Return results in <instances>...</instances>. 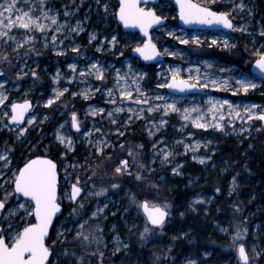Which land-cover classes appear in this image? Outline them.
<instances>
[{"label":"rangeland","instance_id":"obj_1","mask_svg":"<svg viewBox=\"0 0 264 264\" xmlns=\"http://www.w3.org/2000/svg\"><path fill=\"white\" fill-rule=\"evenodd\" d=\"M198 1L228 5L225 10L232 15L234 30L186 29L179 25V15L173 0H162L159 3L162 10L157 12L168 18V24L159 26L152 33V38L165 56V61L157 64L148 65L134 56V48L144 44L145 38L139 32L124 31L116 15L119 8L116 0H45L43 9H51L50 16L58 13L56 25L42 19V23L49 25L43 33L13 30L10 35L15 36V41L9 40L5 45L0 39V55H8V60L0 62V71L4 73L0 76V82L6 81L3 91L7 96L4 104L0 105V154L6 153L10 161L7 168L4 167L5 162L0 161V172L4 173L0 176V195L3 198L5 192L13 191V173L25 160L40 154L48 155L49 151L58 153L56 158H52L59 163V198H63L61 203L67 208L52 230V245L57 248L52 256L53 264H157V255L161 257L159 264H187L189 259L195 260L196 264H245L239 257L240 244L247 249L248 264H264V205L259 203L255 191L246 192V204L243 206L239 202L241 208L238 206L236 215L224 216V209L218 205L219 197L223 194L230 197L238 185L237 174H232L236 171L233 163L221 159L223 154L218 153L221 144L218 138L232 136L238 145L247 140L250 141L249 148H253L259 137L264 142V121L254 117L250 121L236 119L229 122L227 105L224 106V120L220 121L224 125L222 129H199L191 120L183 119L185 108L198 107L199 114H204L211 107L210 98L212 101H229L233 106H238L241 115H244L243 107L246 105H257L256 112L264 109V80L251 71V64L259 58L258 53H264V36L261 35L264 31V0ZM0 3H4V0H0ZM31 3L37 9L41 7L40 0H31ZM241 3L243 9L235 7ZM105 4L107 11L104 9ZM20 6L27 10V5ZM36 14L39 15V11ZM77 22H80L82 30H73L77 28ZM59 24L64 27L57 32ZM241 26L246 27L247 31H241ZM169 32L174 35H169ZM92 34H95L96 39H91ZM27 36L33 39L23 42ZM113 36L116 37L114 46L110 43ZM176 37L188 43L183 44ZM193 37H197L198 42ZM241 39L245 46L243 48L239 44ZM17 42L23 46L13 51ZM239 48L247 55L245 59L239 65L229 62L225 51ZM93 63L102 65L103 81L90 72L89 66ZM71 64L76 65L75 71L69 68ZM176 69H179L180 79L207 84L208 87L202 88L210 93L182 96L168 91ZM116 70H119L120 77H124L123 80L119 79ZM33 71L36 76L32 75ZM81 72L85 75L81 76ZM57 73L59 77L54 79ZM134 78L141 92L151 98L148 105H137L120 95L121 90L126 89L132 92L133 100L136 99L137 84L133 82ZM241 80H251L256 87L244 92L238 83ZM64 89L67 91L55 99L56 92ZM108 89L112 90L111 96ZM157 96L163 99L156 100ZM50 98L54 99V103L49 106L47 101ZM25 99L34 102L33 110L23 125H11L12 103ZM113 100L115 103H112ZM173 102L180 111H168L165 114L163 105ZM155 104L161 105V108L149 112V105ZM116 108L123 110L116 112ZM129 108L134 112L130 113ZM141 108L143 114L138 119L136 114L140 113ZM99 109L104 111L92 115V110ZM109 112H112V117L108 116ZM73 113L76 114L79 129L72 126ZM197 115V112H191L192 120ZM32 117L35 118L33 123L28 124L27 121ZM161 118L166 123L157 131ZM202 122L215 123L211 114ZM22 128L25 129L23 134ZM58 130L66 139L71 138V150L66 143L57 139ZM150 130L154 135H149ZM131 132H136L140 139L131 140L128 136ZM34 135H40L41 138L36 140ZM98 141L107 145H101L102 153L96 150ZM153 144L157 145L155 149ZM165 144L173 155L168 158V162L161 163L160 149ZM185 145L189 146L187 150ZM130 152L132 155H129ZM15 155L21 164L15 161ZM193 156L197 159H193ZM200 157L206 158L204 163L199 162ZM121 160H128L131 175L114 174ZM177 165H180L179 171L174 173L173 168ZM194 170L199 171L195 173ZM136 173H140L141 179L136 178ZM240 174L244 180L252 182L247 167ZM77 177L79 186L85 191L77 200L83 203V209H79L78 202L70 201L65 195L70 192ZM234 177L236 183L233 190ZM181 181L183 183L180 185ZM113 184L118 187L112 188ZM188 186L195 191L189 199L186 198ZM101 188L107 191L96 195ZM177 190L181 191V196L175 199ZM132 194H135L138 202L147 199L162 207L165 204L170 206L167 208L170 212L168 221L162 228L147 221L143 210L132 202ZM20 197V203L28 200ZM16 205V194H13L5 211ZM98 207L103 208V212L91 217ZM211 207H214L215 218H208ZM73 208L79 209L78 214L70 216ZM184 211L196 219L191 221L192 224L200 226L203 220L211 226L207 234L210 241L205 245L200 246L190 239L185 247H177L170 241L171 230L177 223L174 219H181ZM24 215L23 211H19L10 218L13 225H23L20 217ZM27 219L31 222L30 217ZM84 220H87V224L82 231L88 236L86 241L74 238L80 230L78 225ZM178 223L183 224L180 221ZM146 226L149 233L142 240L140 233ZM238 231L240 235L234 240ZM58 232L62 235L58 236ZM117 236L120 243L116 241ZM117 248L119 251H116ZM80 257H83L82 262Z\"/></svg>","mask_w":264,"mask_h":264},{"label":"snow or ice","instance_id":"obj_2","mask_svg":"<svg viewBox=\"0 0 264 264\" xmlns=\"http://www.w3.org/2000/svg\"><path fill=\"white\" fill-rule=\"evenodd\" d=\"M45 0H40L41 7L37 9V6L34 3H31V0H4V3H0V39H3L4 44L6 45L9 40L15 41V36L10 35V33L13 30H26V31H39L41 33L45 32V30L49 27V25L42 23L41 20L48 21L50 20L53 25L57 24V18L58 13L56 15H49V12H51V9H48L45 11L43 9V4ZM141 0H120V7H119V19L123 21L124 25L126 27L128 26H139L145 34H147V31L152 25L159 24L161 22V17L157 16L155 14L154 10L151 9H145L140 7ZM146 3L147 0H144ZM177 3L180 5V18L185 21V23H193L198 22L201 24H220L223 25L226 28H233V24L231 19L229 18V13L227 12H215L212 11L211 8L208 7H202L198 4H194L191 2V0H177ZM24 4L27 5V10H25L24 7H21L20 5ZM235 7L243 9L244 5L243 3L236 5ZM105 11H107V5H104ZM39 11V15L36 14V12ZM65 15L67 16L68 13L65 12ZM79 23L77 22V28L73 30H82L79 27ZM64 27L63 24H59L56 27V31L59 32ZM241 31H247L246 27L241 26ZM169 35H174V33L169 32ZM261 35L264 36V31L261 32ZM33 39L32 36H27L23 42H29ZM53 40H55V36L52 37ZM91 39H96L95 34L91 35ZM176 39H179L181 43L187 44L188 41L181 39L180 37H176ZM193 40L198 42L197 37H193ZM116 41V37H112V41L110 43H113ZM213 44L216 43L215 40L212 41ZM225 47L228 46L227 41L224 42ZM23 44L21 42H17L16 46L13 48V51H17L20 47H22ZM74 51H77V49H74ZM135 51L139 52L145 60H152L156 56L160 55V53L157 51L155 44L151 42V38L145 42L143 47H138L135 49ZM167 51V50H166ZM169 55H176V53H169ZM259 59L256 60V65L259 67V69L264 72V53H258ZM8 60L7 53H4L3 55H0V62ZM69 68L73 69L75 71L76 65L71 64L69 65ZM129 69L131 70V65H129ZM90 72L94 73L98 79L101 81L104 80V70L102 65L98 63H93L89 66ZM116 74L119 77L120 80H123L124 77L119 76V70H116ZM4 73L0 71V76H3ZM33 76H36V72H32ZM81 76L85 75L84 72L80 73ZM59 77V73H57V77H54V79H57ZM191 79V77H190ZM134 83L137 84V97L135 100H133L132 92L130 90L122 89L120 92V95L122 97H125L127 100L133 101V103L137 105H148L150 97L147 96L146 93L141 92L139 88L138 81L133 80ZM4 82H0V105L4 104L5 100L7 99V96L4 94L3 88H4ZM119 83V81H117ZM215 83V82H213ZM227 83L226 81L224 82ZM238 83L242 86L243 91L247 92L249 88H255L256 84L253 83L251 80L245 81L241 80L238 81ZM164 85H161L163 87ZM170 88H178L181 91H184L186 89H192L196 87H208L207 84H195V83H189L186 80L179 78V69H176L174 71V74L172 76V83L168 85ZM56 90H54L55 92ZM67 89H64L61 92H56L55 99H58L60 96L63 95V92H66ZM109 96L112 95V90L108 89ZM85 98H87V93L84 94ZM140 97H143V99H140ZM156 100H161L163 97L157 96L155 97ZM54 103V99L50 98L47 101V105H52ZM112 103H115V100L112 101ZM121 103H124L123 100H121ZM209 103L211 104V107L207 109V111L204 114H199L200 110L198 107H194L192 109H183V119L185 120H191L193 125L196 128L199 129H207L208 127H214V128H223V124L220 122L224 120V106L227 105V113L230 117L229 122H232L236 119H240L242 122L245 120H252L254 117L264 121V109H261L260 111L256 112L255 109L258 108L257 105L253 104L250 106H244L243 107V113L244 115H241V111L238 110V106H233L229 103L227 100L223 101H212L211 98L209 100ZM31 107V103L28 100H25L22 104L13 103L11 105V111L12 115L10 119L13 122H20L24 120L25 113L29 110ZM161 105L155 104V105H149L148 111L153 112L157 109H160ZM163 108L165 110V114L168 111H180V109L177 108L176 103L173 102L172 104H165L163 105ZM122 108H116V112L122 111ZM103 109L99 110H92V115H96L97 112H103ZM128 111L130 113L134 112L132 108H129ZM191 112H197L198 115L194 120L191 118ZM143 114V108L140 109V113L136 114L137 118H141ZM211 114L212 121L211 122H202L205 121V117ZM219 114V115H218ZM5 116L8 115L7 112L4 113ZM112 112L108 113L109 117H112ZM35 118H30L27 122L28 124H32L33 120ZM47 119V117H45ZM131 119V116L129 117ZM113 123H115V120H113ZM166 123V121L161 118L159 122V126H157L156 130L159 131V127L163 126ZM72 126L75 128H79V123L76 119V114H72ZM63 127V125H61ZM25 129H21V134ZM119 131V130H117ZM86 135H90V133H86ZM120 135H123V133H120ZM149 135H154V133L150 130ZM57 139L61 143H66L69 150L72 148V141L71 138H65L62 134H60L59 130L57 131ZM158 143H164L163 141H159ZM176 143H180V141H177ZM210 143V142H209ZM101 145H104L106 147L107 145L103 141H98L96 143V150L97 152L102 153L103 147ZM199 145L197 144V147ZM123 147V145H121ZM140 147H143L142 145ZM157 147L156 144H153V148L155 149ZM188 145H185V150L188 149ZM161 153V163L168 162V158L173 155V152L168 149L167 145L165 144L164 148L160 149ZM129 155H132L130 152ZM193 159H197L196 156H193ZM205 157H200L199 162L204 163ZM207 159H210V157H207ZM0 161H4V167L7 168L10 161L7 160V154H0ZM135 162V161H134ZM72 167H75V165H72ZM143 167V166H141ZM180 168V165H177L175 168H173L174 173H178ZM114 174L116 175H124L128 174L131 175L129 172V162L128 160H121L118 164V166L115 167ZM4 173L0 172V176H3ZM65 176H67V173H65ZM136 178L141 179L140 173H136ZM91 179V177H89ZM12 184L14 185L13 191L11 193L5 192L2 199H0V221H6V223H0V264H53L52 260L49 259L50 255H52L50 248L46 244V238L50 239L49 237V229L50 227H53V220L57 217V214L61 212V202L62 197L58 198L57 191H58V173H57V165L50 159L42 156H36L34 159H29L26 162H24L23 167L17 168L16 171L13 173L12 176ZM5 183H8V181H5ZM80 181L79 178H76V183H73L71 185L70 192H66L65 195L68 197L70 201L78 202L79 209H83L84 205L82 202L77 201V198L80 196L83 189L79 187ZM235 177L233 178V190L235 188ZM112 188L118 187V185H111ZM106 188H101L96 195H101L104 192H106ZM219 191V189H217ZM16 194L17 198V205L15 208H7L5 211V205L8 202L9 198ZM22 194L23 197L29 198L24 203H20V195ZM131 200L133 203H137L138 207L143 209L144 213L147 216V220L151 223V225L160 226L163 227L164 221L166 216H168V212L165 210L169 205L165 204L163 207L160 205H157L155 203H150L148 200L144 201H137L135 194H132ZM27 205V206H26ZM78 208H73L72 211L69 213V215H76L79 211ZM237 210L238 206H237ZM19 211L24 212V216L20 217V219L23 221V225L17 223L15 226L13 225L10 218L14 217ZM103 212V208H97L96 211L91 213V217H95L98 215V213ZM183 215V213H181ZM31 218L35 222H29L27 218ZM89 217V219L91 218ZM63 223V222H61ZM85 224H87V220H84L83 223H80L78 225L79 229L74 238H83V240H88V236L84 234L82 231L85 227ZM223 231H227V229H222ZM99 231V229H97ZM246 231V230H245ZM149 233V228L146 226L144 228V231L140 233V237L143 240L146 235ZM57 235H62V233L58 232ZM181 235H186L182 233ZM240 235V232L238 231L236 236L233 237L235 240ZM175 239V237H174ZM117 243H120L119 236L116 237ZM54 243V242H53ZM126 248L127 245H124ZM116 251H119V248L116 249ZM171 251V249H169ZM239 251V257L241 260L245 262V264H248L249 256L245 250V247L243 244L239 245L238 248ZM101 256L103 253L100 254ZM205 255H208V253H205ZM256 255H259L256 253ZM157 264H159V261L161 257L157 255L155 257ZM80 260L82 262L83 257H80ZM187 264H196L195 260H187Z\"/></svg>","mask_w":264,"mask_h":264},{"label":"trees","instance_id":"obj_3","mask_svg":"<svg viewBox=\"0 0 264 264\" xmlns=\"http://www.w3.org/2000/svg\"><path fill=\"white\" fill-rule=\"evenodd\" d=\"M169 23H171V18L169 19ZM239 44L241 48L245 47L242 39L239 41ZM225 56H227L228 59H230L229 62L233 64L237 63L239 65L242 63V61L245 59L247 55L244 54L243 50L239 48L238 50L235 49L231 51H225ZM128 136L131 138V140L140 139L138 138L136 132H131L130 134H128ZM259 138L257 139L258 141L254 142L253 148H249L250 141L247 140H244L242 144L238 145L237 141L234 140L232 136L218 138V140L221 142L219 146L220 150L218 153L223 154L221 159H226L230 161L231 164L233 163V166L236 168V171H234V173L232 174H237L238 176V181H237L238 185L235 191H233V193L231 194V196L228 197L225 194H223L219 197L218 205L219 207H222L224 209L223 215L226 217H230L232 214L236 215L238 211L237 206L241 208V205L244 206L246 204L245 199H247L248 197V195H246L247 191L251 192L252 190H254L255 193L258 195L259 203L264 205V142L262 141L263 140L262 138L260 139ZM22 153H24L23 150ZM246 157H249V160H246ZM14 159L19 164L22 163L20 160L17 159L16 155L14 156ZM245 165L249 169L250 175L252 176L251 183L244 180L242 174H240L242 170L246 169ZM198 171L194 170L195 173ZM182 183L183 181H181L179 184L181 185ZM194 192L195 191L193 190V188L188 186L186 198L189 199ZM180 194L181 191L179 190L175 191L174 196L176 197L174 198L177 199L178 197L181 196ZM233 200H238V201L233 202ZM239 202L241 203V205ZM182 213L183 216L181 219H176V217L174 219L177 220V223H174V229L171 230L172 235L171 237H169L170 241H172L177 247H185L186 243L188 242L187 240L190 239L192 240V242H198L200 246L201 245L203 246L207 241H210L207 234L210 233L211 226L208 224V222L200 220L202 222V225L199 226L196 225L195 223L192 224L191 221L196 219L193 218L191 213H189V215L187 211H184ZM214 214H215L214 207H211L208 218H210V216L214 217ZM262 214L263 212L260 213V215ZM262 219H264V217ZM179 221L182 222L183 224L181 223L179 224L178 223ZM182 233L186 235H181Z\"/></svg>","mask_w":264,"mask_h":264},{"label":"water","instance_id":"obj_4","mask_svg":"<svg viewBox=\"0 0 264 264\" xmlns=\"http://www.w3.org/2000/svg\"><path fill=\"white\" fill-rule=\"evenodd\" d=\"M117 1V3H118V7H120V0H116ZM158 1L159 0H147V2L145 3L144 2V0H141V2H140V7H142V8H145L146 10L147 9H151V10H154L155 11V14L157 15V16H159V17H161L162 19H161V22L159 23V24H154V25H152V27H150L149 29H148V31H147V34H145V32L139 27V26H135V27H133V26H128V27H126L125 25H124V23H123V21H121L120 19H119V8H118V11H117V18H118V22H119V24L122 26V28L124 29V31H130V32H139L140 33V35H141V37H143V38H145V42H147V40L149 39V37L151 38V42L153 43V44H155V46H156V49H157V51L160 53V55H158V56H156L154 59H152V60H145L144 58H143V56L139 53V52H137V51H135V49L136 48H138V47H143V45L145 44V42H144V44H142V45H138L137 47H135L134 48V50H133V54H134V56H136L138 59L140 58L141 60H143V62H145L146 64H148V65H150V64H157V63H160V61H165V56H164V53H163V51H162V49L161 48H159V46L156 44V42L154 41V39L152 38V33H153V31L154 30H156V29H158L159 28V26H164V25H167V23H168V20H167V18L165 17V16H162V15H160L158 12H157V10H156V8L154 7V4H157L158 3ZM191 2L192 3H194V4H198V5H200V6H202V7H208V8H211V7H209V6H207V5H204V4H200V3H198L196 0H191ZM173 3L176 5V7H177V11H178V15H179V17H178V20H179V25L180 26H182V27H185V28H187V29H189V30H191V29H198V30H225V31H231V30H234V22H233V19L229 16V18L231 19V21H232V24H233V28H231V29H229V28H226V27H224L223 25H220V24H215V23H213V24H201V23H198V22H193V23H185V21L184 20H182L181 18H180V5L177 3V0H173ZM147 4H151V7H145V5H147ZM211 10L212 11H215V12H219V11H216L215 9H213V8H211ZM257 59H259V58H257ZM252 66H251V71H252V73H254L256 76H259L262 80H264V72H262L260 69H259V67L256 65V60L251 64ZM183 80H186V79H183ZM186 81H188V80H186ZM189 83H191L190 81H188ZM172 83V78L170 79V83L169 84H171ZM195 84H198V83H195ZM168 91H170V92H174L175 94H178V95H189V94H194V93H200V94H205V93H210L208 90H206V89H203L202 87H196V88H192V89H186V90H184V91H181L180 89H178V88H170V87H168ZM25 100H28V101H30V103H31V107L29 108V110L25 113V116H24V120L23 121H20V122H13L10 118H9V122H10V124L11 125H13V124H16V123H18V124H20V125H23V123L26 121V118H27V116L31 113V111L33 110V106H34V102L31 100V99H25ZM25 100H22V102H13V103H17V104H22ZM12 103V104H13ZM13 114V113H12ZM11 114V115H12ZM11 117V116H10ZM77 129V128H76ZM36 156H42V157H46V158H48V159H50V160H52L56 165H57V173H58V181H59V175H60V171L58 170L59 169V164H58V161L56 162V161H54L49 155H44V154H40V155H36ZM35 156V157H36ZM35 157H31V158H29V159H34ZM29 159H27V160H29ZM27 160H25V162L27 161ZM21 167H23V165L21 166ZM79 186V185H78ZM79 187H81V186H79ZM82 188V187H81ZM83 189V188H82ZM58 190H59V182H58ZM84 192L82 191L81 192V194H80V196L83 194ZM19 195H21V196H23L22 194H19ZM57 195H58V198H59V193H58V191H57ZM80 196L77 198V200L80 198ZM24 198H26L27 199V197H24ZM29 199V198H28ZM145 200H147V199H145ZM158 205V204H157ZM161 206V205H160ZM162 207V206H161ZM63 210H64V205L61 203V212H63ZM141 210H143V209H141ZM167 212H168V216H166V218H165V221H164V224L168 221L167 219H168V217H169V215H170V212H169V210L168 209H165ZM144 212V211H143ZM145 214V213H144ZM60 213H58L57 214V217L56 218H54V220H53V227H50V229H49V237H50V234H51V232H52V230H53V228H54V224H55V222H56V220H57V218L58 217H60ZM145 216H146V214H145ZM147 217V216H146ZM148 221V220H147ZM35 222V221H34ZM33 222V223H34ZM150 223V222H149ZM151 224V223H150ZM153 226H155V225H153ZM155 227H157V226H155ZM46 244H47V246L49 247V244H48V239L46 238ZM244 247H245V245H244ZM50 248V251H51V253L53 254V251H52V248L51 247H49ZM245 250H246V252H247V249L245 248ZM52 255H50V257H49V259L50 260H52ZM244 262V261H243ZM245 263V262H244Z\"/></svg>","mask_w":264,"mask_h":264},{"label":"flooded vegetation","instance_id":"obj_5","mask_svg":"<svg viewBox=\"0 0 264 264\" xmlns=\"http://www.w3.org/2000/svg\"><path fill=\"white\" fill-rule=\"evenodd\" d=\"M162 0H159L158 1V3L157 4H154V7L156 8V10L158 11V10H162V8L160 7V5H159V3L161 2ZM198 3H202V4H204V5H207V6H209V7H211V8H213V9H215L216 11H219V12H227V13H229L228 11H226L225 9H227V6L228 5H226V4H224V3H221V2H213L212 4H207V3H204V2H200V1H198V0H196ZM145 7L147 8V7H151V4H147V5H145ZM229 16H231L232 17V15H231V13H229ZM168 19V18H167ZM79 129V128H78ZM34 137H35V135H34ZM35 138H37L36 140H38V139H40L41 138V136L40 135H36V137ZM34 138V139H35ZM38 152H41L42 153V151H38ZM49 154V156L52 158L53 156H55V158L57 157V155H58V153H56V152H54V151H49L48 152ZM78 154V153H77ZM54 158V157H53ZM52 158V159H53ZM59 164V163H58ZM59 179H60V175H59ZM59 182V181H58ZM59 184H60V182H59ZM82 187V186H81ZM83 192H85L84 190H83ZM58 193H59V190H58ZM84 194V193H83ZM2 197V196H1ZM0 197V199H2ZM7 204V203H6ZM63 204V203H62ZM64 205V204H63ZM66 206L64 205V210H63V212L66 210ZM5 209H6V205H5ZM62 212V213H63ZM33 220L31 219V222H32ZM0 223H5V221H0ZM48 244H49V247H51L52 248V251H53V254L55 253V250H56V247L55 246H53L54 244H53V234H52V232H51V234H50V239H48ZM53 244V245H52ZM53 254H52V256H53ZM53 259V258H52Z\"/></svg>","mask_w":264,"mask_h":264}]
</instances>
